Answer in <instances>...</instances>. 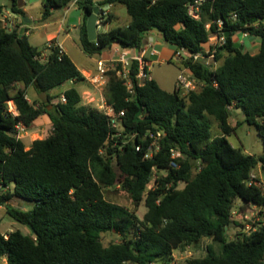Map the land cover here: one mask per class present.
Listing matches in <instances>:
<instances>
[{
    "label": "trees",
    "instance_id": "obj_1",
    "mask_svg": "<svg viewBox=\"0 0 264 264\" xmlns=\"http://www.w3.org/2000/svg\"><path fill=\"white\" fill-rule=\"evenodd\" d=\"M10 1L11 8L0 3V18L8 8L25 16L17 0ZM74 1L43 0V21L68 10ZM194 1L85 0L78 4L83 11L80 44L89 57L100 56L114 45L141 52L155 28L175 52L184 47L190 53L202 50L215 31V26L207 28L208 22L223 18L231 32L219 50L221 64L216 72L200 63L190 65L203 83L198 91L186 95L179 89L165 91L153 79L139 85L136 60L132 92L115 72L109 73L107 102L116 112L125 111L126 144L122 136L109 140L108 117L81 103L75 85L86 78L68 55L52 47L46 61H40L42 51L26 35L19 37V27L8 31L0 20V207L32 229L28 234L12 231L8 239L0 232V258H6V264H174L175 251L199 245L205 238L221 244V250L209 246L206 257L183 264H264V225L250 234L238 233L233 240L227 238L228 227L237 222L232 214L238 201V214L264 204L262 189L249 185L257 169L264 178V154L251 156L228 141L240 124H230L231 110L237 109L264 142V0H209L200 20L188 15ZM108 5L124 6L131 21L99 32L97 41L91 42L88 16L96 6ZM232 13L235 22L229 20ZM112 18L109 14L107 22ZM240 31L259 39L257 54L235 47L232 38ZM69 82H73L70 89L54 92ZM30 87L39 97L47 93L49 102L29 101ZM63 93L66 103L53 104ZM9 101L17 116L9 111ZM44 115L52 121V132L27 150L17 138V126L29 129ZM208 116L220 125L221 135L215 138ZM150 131L166 136L160 140V151L145 158L150 140L144 135ZM106 146V153H100ZM173 148L183 154L179 170L170 167ZM114 161L121 171L122 188L136 205L144 200L147 210L141 218L104 197V189L119 182ZM154 170L167 174L160 175L155 189L149 190ZM13 199L34 206L25 211L10 205ZM108 233L120 234L122 242L104 246L102 235Z\"/></svg>",
    "mask_w": 264,
    "mask_h": 264
},
{
    "label": "rangeland",
    "instance_id": "obj_2",
    "mask_svg": "<svg viewBox=\"0 0 264 264\" xmlns=\"http://www.w3.org/2000/svg\"><path fill=\"white\" fill-rule=\"evenodd\" d=\"M10 0H0V3L4 6H8ZM43 0H24V9L26 10V15L21 16L19 14L13 13L10 11L11 16L14 20H18L21 23H24L25 19H28L31 21V23L28 24V28L32 31L30 36V42L33 46H36L39 48V50L42 51L44 55H41L40 61L45 62L47 59L48 54L50 53V49H48V34L57 32L58 28L61 27L63 30L58 33L59 40H63L66 36V32L71 33V39L67 41V47L70 48V53L74 57L75 61L78 64H84L88 63L91 64L93 61L91 60L88 55L84 53L82 50L80 39H79V31L78 27L82 23L83 18V11L78 7V5L71 6L68 10H59L57 11L53 17L47 21H43ZM121 10H123V15L121 19L118 22H107L104 24L103 29L100 30L104 31L113 25H121L126 26V18H129L125 7H120ZM49 23V26H46V24ZM13 29V26L11 25L8 29ZM99 32V31H98ZM152 34H158L161 41H163V37L161 34V31L159 29H153L151 31ZM233 42L236 48H239L243 51L248 52H255L257 53L259 51V46L256 44H253L252 41L248 37H244V33L242 31L238 32L233 36ZM174 48V47H172ZM100 58V56H95L94 59L97 60ZM94 64V62L92 63ZM180 72V61L178 59H172L170 61H167L165 63H152L151 64V75L153 79L158 83V85L165 91H173L175 88L176 80L178 79V74ZM70 86V83H66L64 86H61L60 88L56 89L54 92L64 91L66 88ZM76 88L79 90V92L82 94V104L86 105V107L90 106L89 108L93 107L94 104H88L90 98L87 91H91L85 87L83 83H79L75 85ZM18 85L15 87L17 88ZM15 90H13L14 92ZM186 95V93H184ZM31 101V97H29ZM36 99H39L38 94H36ZM53 104L59 103V98H55L52 101ZM9 105V103H8ZM14 106V104L12 103ZM10 107V105H9ZM208 120L211 123L212 130L211 134L212 137L215 138L219 135H221V129L218 121L215 120L214 117L208 116ZM51 119L48 115H44V117H41L38 121H34L31 128H29L27 131L23 133V137L21 140L25 143V148L28 150L30 146L33 144V142L36 140H43L50 136L52 132V123ZM238 123L239 126L237 130L232 133L228 137V141L236 148H242L246 153L250 154L251 156L259 157L264 154V142L263 139L258 134V129L249 123L245 121V116L241 112V110L232 109L231 110V118H230V124L236 126ZM125 137V136H122ZM106 147L101 148L102 154L106 153ZM115 168L118 171L119 176V182L111 188L104 189V197L107 201L116 203L122 206L127 207L131 211H135L136 214L141 218L143 214L146 212V207L144 200L136 205L132 199L131 195L128 191L124 190L122 188V176L121 171L119 170L116 161H114ZM156 173V172H155ZM158 175V173H156ZM254 174L257 176H262L259 169L254 171ZM163 175V172L159 173L158 176ZM10 205L15 206L17 208H20L22 210H30L33 208V202H28L25 200L20 199H13L10 202ZM235 210L238 211L239 206L241 205V202L238 201L235 204ZM259 221H256L255 224H259L258 228L262 225H264V212H262L259 215ZM234 221V219H233ZM15 230H21L22 232L28 234L32 232V229L29 225H22L15 220L11 219L8 216L7 210L5 206L0 207V232L4 234H9L12 231ZM246 233L244 225L239 224V222H233L227 230V238L228 240H233L236 238V235L238 233ZM123 237L120 234L117 233H108L105 235H102V242L104 246H108L110 244L114 243H120L122 242ZM209 246L213 247V250L215 252H219L221 250V244L216 243L212 241L211 239L205 238L201 241V243L198 245H190L186 246L185 248H182L180 250H177L174 252V264H183L188 259L191 258H197L202 259L206 257L207 255V249ZM155 264H162L160 262H156Z\"/></svg>",
    "mask_w": 264,
    "mask_h": 264
},
{
    "label": "built area",
    "instance_id": "obj_3",
    "mask_svg": "<svg viewBox=\"0 0 264 264\" xmlns=\"http://www.w3.org/2000/svg\"><path fill=\"white\" fill-rule=\"evenodd\" d=\"M81 1L85 0H75L71 5H78ZM209 2V0H195L193 3L188 6V15L194 20H200L202 16V10L205 4ZM111 5L105 6L101 8V12L97 21V32L103 28L104 24L107 23L108 15L110 14L109 8ZM229 20L235 22L237 20L236 14L232 13L229 17ZM5 22V20H2ZM12 24H5L3 27L6 29L10 27ZM207 28L211 30L212 26H215V31L210 34L207 42L203 44L202 50L197 53H190L188 50L182 48H178L175 52L173 58L178 59L180 61V72L178 74V79L176 80L175 89H179L182 93H190L192 91H198L202 88L203 83L197 79L192 72L190 65L200 63L204 67L207 68L210 72L214 73L218 70L221 62L218 60V53L220 48L224 47L227 44V27L225 20L223 18L207 23ZM11 31V29H8ZM230 31V30H229ZM244 33V37H251L252 35L249 32L242 31ZM52 47L59 48L60 53H64V47L61 43L55 41H51L48 44V49ZM150 50L151 57L158 54L157 50L153 45H150L148 51ZM148 51L142 50L138 55L129 56V53L124 52L120 54L115 60H106L103 58H98L95 60V71L91 72L89 76H84L92 86L93 90L97 93V95L89 94V102L88 104H94V108L98 109L100 112L105 114L108 117L110 136L109 140H112L115 137H124V143L126 144L129 139L126 138L124 132V118L126 116L125 111L116 112L114 108L108 104V100L106 97V88L108 84V77L110 72H115L117 78H119L123 84L127 87V89L132 92L133 91V61L136 60L138 62V74L136 78L139 85L144 84L146 81L151 79L150 76V66L151 61L147 60L145 56ZM42 55H44L42 53ZM214 86L217 87L218 84L214 82ZM185 95V94H184ZM59 102L62 104L66 103L65 93L61 94L59 98ZM10 107L9 111L17 116L18 113L15 107L12 105L13 101L8 102ZM231 109V107H229ZM24 125L19 124L17 126V138L21 140L23 137V133L27 131ZM137 134L131 135V139L134 138ZM166 134L163 132L154 133L152 131L146 133L144 138L146 140H150L149 149L145 155V158H151L154 154H157L160 151V140L165 137ZM141 148V147H140ZM138 148V149H140ZM182 151L179 148H173L170 152V167L173 169H180L179 159L183 158ZM102 153V150H100ZM154 170V175L152 176V182L148 186V189H155L156 187V179L159 177ZM167 173L163 171V175L165 176ZM255 184L262 189L264 196V178L262 176H257L254 172L251 174V180H249V185ZM264 212V204L263 205H252L250 209L246 211L244 214H238V211L234 210L232 214V220L238 221L239 224L244 225L248 234L257 230L259 224H255L256 221H259V215ZM8 239L7 234H5ZM174 256V255H173ZM6 262L5 258H0V264H4Z\"/></svg>",
    "mask_w": 264,
    "mask_h": 264
},
{
    "label": "crops",
    "instance_id": "obj_4",
    "mask_svg": "<svg viewBox=\"0 0 264 264\" xmlns=\"http://www.w3.org/2000/svg\"><path fill=\"white\" fill-rule=\"evenodd\" d=\"M17 3H18V7L21 9V10H23L24 11V13H25V15L27 14L26 13V10L24 9V7H23V5H24V0H17ZM120 7H124V6H122V5H117V6H115V5H112V6H110V8H109V11H110V14L112 15V17H113V21L112 22H118L120 19H121V17H122V15H123V10H121L120 9ZM0 20H1V22H2V20H5V22H2V25H5V24H12V26H13V28H14V26H18L19 27V29L21 30V28H25V34L24 35H26L27 37H28V40H29V42H30V36H31V33H32V31L27 27L28 26V24H26V23H24V25L23 26H21L20 24H21V22L20 21H18V20H14L13 18H12V16H11V13H10V11H8V10H5L4 11V14H3V16L0 18ZM131 21V18L129 17V18H126V26L129 24V22ZM82 23H83V18H82ZM82 23H81V25H82ZM50 24L49 23H47L46 24V26H49ZM81 25L78 27V31H79V39H80V28H81ZM114 26V25H113ZM112 26V27H113ZM115 26H121V25H115ZM114 26V27H115ZM112 27H110V28H108V29H106V30H104V31H101V32H105V31H108L109 29H111ZM103 29V28H102ZM11 30H12V28H11ZM63 29L61 28V27H59L58 28V30H57V32H55V33H50V34H48V38H47V40H48V44L51 42V41H57V42H59V43H61L62 45H63V47H64V54H66V55H68L71 59H72V61L75 63V65L81 70V72L84 74L83 76H89V74L91 73V72H94L95 71V59H94V57H90L91 58V60L94 62V64H88V63H84V64H78L76 61H75V59H74V57L71 55V53H70V48L69 47H67V41L69 40V39H71V33L70 32H66V36L64 37V39L63 40H59V35H58V33L60 32V31H62ZM101 30V29H100ZM100 30H99V32H100ZM98 32V33H99ZM251 41H252V43L253 44H256V45H260V41H259V39L258 38H256V36H251V37H248ZM31 43V42H30ZM150 45H153L154 46V48L157 50V52H158V54L157 55H155V56H153V57H151V56H149L150 55V50L148 51V48H149V46ZM48 46V45H47ZM173 46L172 45H170L169 43H167V42H165L164 40L163 41H161V39H160V37L158 36V34H152L151 32L148 34V36L145 38V40H144V46H143V49L142 50H147L148 51V53H147V55L145 56V58L147 59V60H149V61H151V64L152 63H156V62H159V63H165V62H167V61H170V60H172V59H174L173 58V56H174V54H175V48H172ZM83 50V49H82ZM124 52H127V53H129V56H132V55H138V54H140V52L138 51V50H136L135 48H132V49H124V48H122L121 46H119V45H114L113 46V48H111L110 50H108V51H106V52H104V53H102L101 55H100V57L101 58H103V59H106V60H115L120 54H122V53H124ZM259 52V51H258ZM257 52V53H258ZM252 54H257V53H255V52H251ZM86 54V53H85ZM87 55V54H86ZM89 57V56H88ZM150 68V76H151V79H153V77H152V75H151V66L149 67ZM154 80V79H153ZM70 83V86L68 87V88H66L63 92H65L66 90H68V89H70L72 86H73V82H69ZM84 85H85V87H87V89H89V90H91V91H87L88 93H91V94H93V95H97V93L93 90V86L89 83V82H87V80H86V82H84L83 83ZM161 88V87H160ZM175 89V88H174ZM169 92H172V91H169ZM36 94H37V92H36V90L33 88V87H30L29 89H28V96H27V98H28V100L29 101H31V99L29 98V97H31L32 99H34L35 97H36ZM42 117H44V116H42ZM232 125V124H231ZM232 126H234V125H232ZM5 260H6V258H5ZM6 262H7V260H6ZM6 262H4V264H6Z\"/></svg>",
    "mask_w": 264,
    "mask_h": 264
},
{
    "label": "water",
    "instance_id": "obj_5",
    "mask_svg": "<svg viewBox=\"0 0 264 264\" xmlns=\"http://www.w3.org/2000/svg\"><path fill=\"white\" fill-rule=\"evenodd\" d=\"M13 6V3L10 2L8 7L11 8ZM100 12H101V8L99 6H96L92 12L91 15L88 16V20H87V34H88V38H89V41L91 42H95L97 41L98 39V32H97V21H98V18H99V15H100ZM24 23L26 24H29L31 23L30 20L28 19H25L24 20ZM230 31L228 30L227 31V35L226 36H229L230 35ZM25 34V28H21L20 30V33H19V37L22 38L23 35ZM48 94L47 93H43L40 95L39 99L41 101H43L44 103H48L49 102V99H48ZM53 108V105H50L48 107V109H52ZM30 226V225H29Z\"/></svg>",
    "mask_w": 264,
    "mask_h": 264
}]
</instances>
